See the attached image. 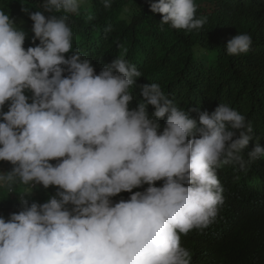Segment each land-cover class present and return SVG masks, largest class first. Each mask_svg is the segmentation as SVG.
<instances>
[{
    "label": "clouds",
    "instance_id": "clouds-1",
    "mask_svg": "<svg viewBox=\"0 0 264 264\" xmlns=\"http://www.w3.org/2000/svg\"><path fill=\"white\" fill-rule=\"evenodd\" d=\"M25 2L0 0V264H222L189 239L264 228V0Z\"/></svg>",
    "mask_w": 264,
    "mask_h": 264
},
{
    "label": "trees",
    "instance_id": "trees-1",
    "mask_svg": "<svg viewBox=\"0 0 264 264\" xmlns=\"http://www.w3.org/2000/svg\"><path fill=\"white\" fill-rule=\"evenodd\" d=\"M118 3L121 5L123 0H118ZM35 3L33 0L30 2H25L19 8V12L25 13L24 9H30L35 7ZM137 25L135 31L139 32L140 35H150V34H162L167 36V31L163 29L159 24L154 21H147L144 19L142 14L136 16ZM150 33V34H149ZM206 41L195 34L184 35L181 39L182 52L181 56L184 59H189L190 61H194L196 66L200 68L204 72V74L208 77L211 76L210 73L206 72L204 69V65L198 64V52L195 53V50L200 46L205 44ZM211 49V47H209ZM264 56V48L261 49L259 54V58ZM246 59L252 62L251 57H246ZM233 80H239V78L235 75L229 76L224 80H219L224 83L226 86H230L233 91H244L249 90L252 87V80L250 79H242L240 84H234ZM260 89H264V87H259L255 92L259 90V97L261 96ZM30 96H32L31 91L29 90ZM262 102L264 103V94L262 98ZM8 103L6 102L3 111H8ZM261 106V104H260ZM262 110L264 111V106H262ZM0 122H3L0 120ZM264 235V228L254 220H248L245 223L243 231L237 236L234 237L232 233H229L222 239L213 238L211 236H194L189 239V245L196 250L203 251L207 258L210 259H220L222 264H264V240L259 239L260 236ZM231 248L233 254L226 258H223V255L227 253L228 249Z\"/></svg>",
    "mask_w": 264,
    "mask_h": 264
}]
</instances>
